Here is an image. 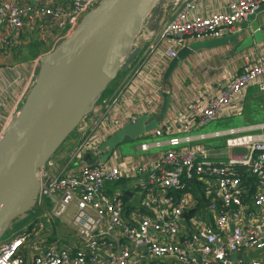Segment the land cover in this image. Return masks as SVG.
Listing matches in <instances>:
<instances>
[{
    "label": "built area",
    "instance_id": "obj_1",
    "mask_svg": "<svg viewBox=\"0 0 264 264\" xmlns=\"http://www.w3.org/2000/svg\"><path fill=\"white\" fill-rule=\"evenodd\" d=\"M101 1L0 0V49L16 42L27 23L45 26L49 17L50 29L61 32L59 45ZM203 1L172 0L156 29L147 20L129 49V55L139 50L135 60L41 169L35 219L6 238L0 235V264H147L149 258L264 264L260 257L241 258L264 250V123L197 133L215 120L241 116L250 88L264 91V54L224 71L217 83L196 82L202 88L190 90L178 81L177 71L184 64L191 74L193 61L197 69L215 50L194 53L165 80L181 49L234 33L264 0H228L225 9L212 13L200 10ZM221 49L215 51L219 56ZM186 90L198 91L189 95ZM165 93L171 95L166 116L156 129L132 139L141 140L138 153L125 156L117 147L103 162L101 146L139 118L155 119ZM12 116L0 124V138ZM223 138V149L205 145ZM241 170L254 184H244ZM184 176L192 184L203 183L212 199L189 219L184 216L194 211L197 192L202 193L184 184ZM126 196H133L131 208Z\"/></svg>",
    "mask_w": 264,
    "mask_h": 264
},
{
    "label": "water",
    "instance_id": "obj_2",
    "mask_svg": "<svg viewBox=\"0 0 264 264\" xmlns=\"http://www.w3.org/2000/svg\"><path fill=\"white\" fill-rule=\"evenodd\" d=\"M165 1L102 0L68 38L39 58L34 84L0 138V235L12 221L36 207L41 169L94 110L120 72L135 60L139 50L129 55L132 42L147 20L155 29L158 27ZM262 13L264 5L242 24L243 31L252 29L248 36L241 31L196 41L181 49L167 69L165 80L169 81L194 53L232 46L233 54L238 55L263 43L264 28L254 29ZM157 16L160 19L156 20ZM163 97L161 112L155 119L141 117L101 146L103 162L121 143L158 127L171 103L170 94Z\"/></svg>",
    "mask_w": 264,
    "mask_h": 264
},
{
    "label": "crops",
    "instance_id": "obj_3",
    "mask_svg": "<svg viewBox=\"0 0 264 264\" xmlns=\"http://www.w3.org/2000/svg\"><path fill=\"white\" fill-rule=\"evenodd\" d=\"M228 0H204L201 5L203 8L200 10L207 13V12H215L218 10H222L226 8V3ZM165 4V3H164ZM166 7H164L161 10V19L160 17H155L156 20L159 18L160 23L165 21L166 19V13L172 9L173 4L172 0H167ZM205 8V9H204ZM163 11V12H162ZM50 19L46 20V29L44 24L35 26L30 25L27 23V26L24 28V30L21 32L20 36L18 37V44L12 45L8 51L11 52V57L17 59L19 57L20 59L24 58L25 56L30 59L22 60L23 63H20L18 65L14 66L15 61L8 62L6 59L8 58L6 48L0 49V124L5 123V119L12 116L13 113L17 112L19 110V106L21 104V100L24 96V94L31 89L32 85L34 84V81L36 79L37 73H38V66L39 63L37 62L38 59L43 56L46 52L45 49L38 50L39 56L36 58H32L30 55L31 48L29 45L30 41L35 42V39H44L46 41L47 47L51 48V43L55 42L57 40V37L52 34L54 30L50 29ZM52 24V23H51ZM43 26V27H42ZM240 28L239 31H236ZM250 28H252L250 26ZM263 29L264 28V13L258 16L257 21L254 24V29ZM242 24L238 25L235 32H243L244 36H248L250 34V30L243 31ZM46 30V31H45ZM26 34V35H25ZM39 40L37 41L38 44ZM29 48L26 51H23L24 48ZM233 47L228 46L223 49H221L222 56H219L217 52H209L210 54H213L211 56V59L208 60L205 65H202L201 67H198L195 69L191 74L188 73V71L185 68V65L183 64V67L179 71H177V78L179 79V82H182V84L191 90V88L195 89V87L202 88L196 82H198L200 85H208L209 83H217V80L221 78V76L224 75V71L226 72H233L234 69L241 65L244 62H247L248 58H254L261 56L264 54V42L254 45L251 49L242 52L241 54L234 55L233 53ZM23 51V52H22ZM252 54H255L254 57H252ZM19 59V60H20ZM21 61V60H20ZM16 83L14 86H16L12 90H8L7 88L9 85L13 84V82ZM175 82L171 83V86L173 87ZM205 86V85H204ZM203 86V87H204ZM257 88V87H254ZM190 90H186V93L189 94ZM4 91V94L2 93ZM198 90H193L189 95L195 94V92ZM251 90L249 89L248 92ZM247 92V94H248ZM246 94V96H247ZM4 97V99H3ZM246 100V99H245ZM244 107L245 103L243 105L242 109V119L244 120ZM244 116V117H243ZM264 120L252 124H263ZM250 125V124H245ZM243 126V125H242ZM201 195V194H200ZM197 196V195H196ZM198 197V196H197ZM249 197V196H248ZM203 206L197 203L194 211L187 215L186 219L197 217V214L200 215L201 209ZM210 219H213L212 215L209 216ZM185 219V218H184ZM212 226L214 225L213 221H210ZM183 245H186V242H183ZM201 255L198 256L200 258ZM237 256H233V260H236ZM260 257L261 259H264V250L260 253H252L250 251L243 253L241 256L242 259L251 260L252 258ZM147 264H180L174 259L169 260H163L162 263L155 260V259H148ZM238 264V263H237Z\"/></svg>",
    "mask_w": 264,
    "mask_h": 264
},
{
    "label": "rangeland",
    "instance_id": "obj_4",
    "mask_svg": "<svg viewBox=\"0 0 264 264\" xmlns=\"http://www.w3.org/2000/svg\"><path fill=\"white\" fill-rule=\"evenodd\" d=\"M164 3H166V1ZM38 40H40V39H35L36 42ZM11 46L12 45L9 44V46L6 48L7 51L5 52V54L7 53V55H8V58L6 59L8 62H10V61H15L16 62L17 61L16 64L14 63V66H15V65H18L20 63H23L22 60H24V58L25 59H30V58H28L26 56L24 58H22V59H20L19 57H17V59H15L14 57L12 58L11 57V52L8 51ZM57 46H58L57 42L51 43V50L53 48H56ZM28 49L29 48L25 47L23 51H26ZM195 67H196V62L193 61V67H192L193 71H194ZM169 85H170V83H169ZM107 90H110V88L107 89ZM250 90L252 91L253 89L251 88ZM106 94H107V91H106ZM245 124L246 123L242 119V116L223 118V119H218V120L213 121L212 123L208 124L207 126L202 128L201 130H199L197 133H212V132H216V131H223V130H228V129H232V128L242 127V125H245ZM140 141L141 140H132V141H129V142L121 143L119 145V149L122 152V154L125 155V156L131 155V154L135 155V154L138 153L136 151L135 147L137 146V144ZM205 145L207 147H209V148H213V149H217V150L223 149V148H225V138L218 139V140H208V141L205 142ZM65 146H63L62 149ZM36 213H37V209L34 208L31 212H29V213H27V214H25L23 216H20L17 219H15L14 221H12L7 226V228L4 230V232L2 234V237L6 238V237L12 235L13 233L19 232L22 229H24L33 219H35V217L37 216Z\"/></svg>",
    "mask_w": 264,
    "mask_h": 264
},
{
    "label": "trees",
    "instance_id": "obj_5",
    "mask_svg": "<svg viewBox=\"0 0 264 264\" xmlns=\"http://www.w3.org/2000/svg\"><path fill=\"white\" fill-rule=\"evenodd\" d=\"M41 7V5H40ZM61 32L60 31H53L52 34L54 36L57 37L58 34H60ZM20 36V35H19ZM19 42H18V39L16 40V42H13L11 45H17ZM30 48H31V51H30V55L32 58H36L39 56V51L38 50H43L45 49L46 52H44L45 54L49 53V51L51 50L50 47H47L46 45V41L44 39H41L39 40L38 44L37 42H32L30 41ZM125 74V72H121L118 76V78L113 82L111 83V85L108 87V89L110 88V90H107V93H111L112 90L114 89V86L117 85L118 81L120 80V78ZM251 89V88H250ZM252 91L248 92L247 96H246V100H245V107H244V122L246 124H252V123H256V122H260L262 120H264V91H259L257 88H254L252 87ZM255 114V115H254ZM243 116V117H244ZM241 174L244 176L243 180H244V184L246 186L250 185V184H254L255 182V179L254 178H251L250 176H246V173L244 170H241L240 171ZM182 181L184 184H186L187 186H190L192 189H195L194 187H197L198 189L201 190V195L199 192H197V196L200 200V203H199V207L200 205L202 206V203H204V201H209L211 202L212 199L211 198H207L205 196V186L203 185V183L201 182H196L194 184L190 183V181L187 180V178L184 176L182 178ZM196 190V189H195ZM254 192H250V196L253 197L254 196ZM202 198V199H201ZM133 199V196H126L124 198L125 200V203L128 204L126 207L129 206V208H131V206L129 205L130 204V200ZM216 202L218 203V205L220 206V208H222V203L219 199L216 200ZM133 208V207H132ZM37 209V213L39 212V209ZM36 213V214H37ZM32 216V215H31Z\"/></svg>",
    "mask_w": 264,
    "mask_h": 264
}]
</instances>
